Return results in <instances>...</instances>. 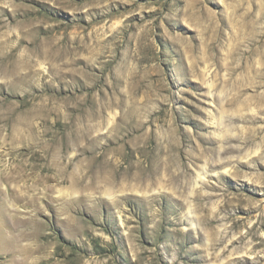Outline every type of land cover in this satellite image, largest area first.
<instances>
[{"label": "rangeland", "instance_id": "obj_1", "mask_svg": "<svg viewBox=\"0 0 264 264\" xmlns=\"http://www.w3.org/2000/svg\"><path fill=\"white\" fill-rule=\"evenodd\" d=\"M0 264H264V0H0Z\"/></svg>", "mask_w": 264, "mask_h": 264}, {"label": "bare ground", "instance_id": "obj_2", "mask_svg": "<svg viewBox=\"0 0 264 264\" xmlns=\"http://www.w3.org/2000/svg\"><path fill=\"white\" fill-rule=\"evenodd\" d=\"M142 169V171H143V169L144 168H142V166H139L138 167V169ZM148 170L150 171V174H152L153 175V173L155 172L154 170H153V166H149V168H148ZM153 171V172H152ZM144 172H146L147 173V170H145V171H143V173H140L139 175L140 176H146V173H144ZM139 178V177H138ZM151 178V177H150ZM192 213V212H191ZM16 241V240H15ZM10 242V241H9ZM11 245H12V243H11ZM13 246H15V245H13ZM16 247V246H15ZM13 259H15V258H13Z\"/></svg>", "mask_w": 264, "mask_h": 264}]
</instances>
